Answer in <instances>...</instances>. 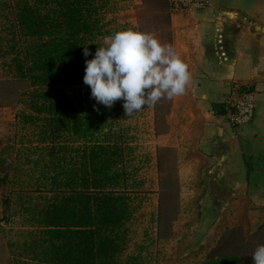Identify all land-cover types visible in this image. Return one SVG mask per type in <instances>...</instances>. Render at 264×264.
<instances>
[{
    "label": "trees",
    "instance_id": "trees-1",
    "mask_svg": "<svg viewBox=\"0 0 264 264\" xmlns=\"http://www.w3.org/2000/svg\"><path fill=\"white\" fill-rule=\"evenodd\" d=\"M108 1L0 2L8 23L3 52L11 53L3 57L9 56L30 86L24 99L30 111L23 110L21 121L37 129L26 162L29 170H38L39 188L47 192L41 202L28 199L22 205L31 236L21 264H123L136 210L133 147L120 125L127 115L122 100L111 107L99 104L83 82L85 59L103 45L101 35H108L101 22ZM154 1L169 11L173 7L170 0ZM240 261L233 254L218 263Z\"/></svg>",
    "mask_w": 264,
    "mask_h": 264
},
{
    "label": "rangeland",
    "instance_id": "rangeland-1",
    "mask_svg": "<svg viewBox=\"0 0 264 264\" xmlns=\"http://www.w3.org/2000/svg\"><path fill=\"white\" fill-rule=\"evenodd\" d=\"M5 1L11 2L0 0ZM6 11L0 8V264H21L31 236L22 205L28 199L41 202L47 192L39 188L38 170H29L26 162L29 147L37 144V129L21 121L23 110L30 111L24 100L29 83L17 76L9 56L3 57L11 54L3 52ZM173 12L154 0H109L101 15L108 35L101 39L134 28L175 50ZM185 111L191 113L188 119ZM193 112L185 89L120 121L133 147L130 182L136 207L123 264H220L221 256L233 254L241 256L238 264H252L251 253L264 244L263 204L248 195L224 198L212 182L213 172L205 177L206 162L183 128L188 120L193 126Z\"/></svg>",
    "mask_w": 264,
    "mask_h": 264
},
{
    "label": "crops",
    "instance_id": "crops-1",
    "mask_svg": "<svg viewBox=\"0 0 264 264\" xmlns=\"http://www.w3.org/2000/svg\"><path fill=\"white\" fill-rule=\"evenodd\" d=\"M170 1L174 46L188 66L185 89L195 114L193 126L188 120L183 128L206 162L205 177L213 172L218 147L236 135L248 169L247 195L264 206V32L241 26L230 15L264 24V0H205L191 8ZM244 92L254 95V113L232 124L233 102Z\"/></svg>",
    "mask_w": 264,
    "mask_h": 264
},
{
    "label": "clouds",
    "instance_id": "clouds-1",
    "mask_svg": "<svg viewBox=\"0 0 264 264\" xmlns=\"http://www.w3.org/2000/svg\"><path fill=\"white\" fill-rule=\"evenodd\" d=\"M90 50L83 48L88 57ZM83 82L99 104L123 101L125 115L181 95L190 79L187 64L170 44L134 28L106 36L91 59H85ZM252 264H264V244L251 253Z\"/></svg>",
    "mask_w": 264,
    "mask_h": 264
},
{
    "label": "water",
    "instance_id": "water-1",
    "mask_svg": "<svg viewBox=\"0 0 264 264\" xmlns=\"http://www.w3.org/2000/svg\"><path fill=\"white\" fill-rule=\"evenodd\" d=\"M230 15L239 20L241 26L249 27L252 31L264 32L263 23L236 12H230ZM212 182L221 191L224 198L233 196L247 198L248 169L236 135L218 147Z\"/></svg>",
    "mask_w": 264,
    "mask_h": 264
},
{
    "label": "built area",
    "instance_id": "built-area-1",
    "mask_svg": "<svg viewBox=\"0 0 264 264\" xmlns=\"http://www.w3.org/2000/svg\"><path fill=\"white\" fill-rule=\"evenodd\" d=\"M176 5L191 8L193 6H204L205 0H174ZM234 110L231 114V123L240 124L251 119L255 110V99L251 92H244L233 102Z\"/></svg>",
    "mask_w": 264,
    "mask_h": 264
}]
</instances>
